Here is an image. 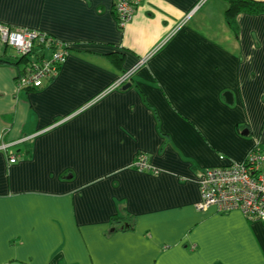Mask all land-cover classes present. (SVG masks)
I'll use <instances>...</instances> for the list:
<instances>
[{
  "label": "crops",
  "instance_id": "0c3cea01",
  "mask_svg": "<svg viewBox=\"0 0 264 264\" xmlns=\"http://www.w3.org/2000/svg\"><path fill=\"white\" fill-rule=\"evenodd\" d=\"M115 1L0 0L69 51L25 90L0 40V264H264V221L195 208L202 170L264 154V14L236 33L226 0H144L122 29Z\"/></svg>",
  "mask_w": 264,
  "mask_h": 264
},
{
  "label": "built area",
  "instance_id": "2783aa9c",
  "mask_svg": "<svg viewBox=\"0 0 264 264\" xmlns=\"http://www.w3.org/2000/svg\"><path fill=\"white\" fill-rule=\"evenodd\" d=\"M144 0H116L114 12L119 26L124 29L135 16ZM0 40L12 48L18 56H27L34 51L38 58L20 72L17 78L19 89L36 90L54 80L69 55L66 44L53 36L29 29H13L0 24ZM129 78L124 75L114 86L122 87ZM6 151V147L1 148ZM17 157L10 155L9 162ZM133 168L139 172L160 174L146 155L139 154ZM264 154L260 149L251 151L243 162H230L225 166L206 168L199 175L200 201L195 205L198 212L215 208L221 214L241 212L251 221H264Z\"/></svg>",
  "mask_w": 264,
  "mask_h": 264
},
{
  "label": "trees",
  "instance_id": "16d2710c",
  "mask_svg": "<svg viewBox=\"0 0 264 264\" xmlns=\"http://www.w3.org/2000/svg\"><path fill=\"white\" fill-rule=\"evenodd\" d=\"M229 3V9L226 12V21L230 28L237 33L238 30V23L237 17L240 14H247V15H261L264 14V2H257L254 0H226ZM38 58V52L34 51L32 54L27 56H18L16 58V62L14 65L23 66L21 72L24 71V67L28 66V64L32 63L34 59ZM125 74V73H124ZM134 218L129 215H122L115 217L112 220L111 229L114 231L125 232L132 229V221Z\"/></svg>",
  "mask_w": 264,
  "mask_h": 264
},
{
  "label": "water",
  "instance_id": "95a60500",
  "mask_svg": "<svg viewBox=\"0 0 264 264\" xmlns=\"http://www.w3.org/2000/svg\"><path fill=\"white\" fill-rule=\"evenodd\" d=\"M129 87H130V84H127V85H125V86L123 87V89H127V88H129ZM226 98H227V102H228L229 104H232V103H233V99H232L231 94H226Z\"/></svg>",
  "mask_w": 264,
  "mask_h": 264
},
{
  "label": "rangeland",
  "instance_id": "374dc122",
  "mask_svg": "<svg viewBox=\"0 0 264 264\" xmlns=\"http://www.w3.org/2000/svg\"><path fill=\"white\" fill-rule=\"evenodd\" d=\"M0 24H2V23H0ZM2 25H6V24H2ZM9 53H10V54H13V56H15L13 49L10 48V47H9Z\"/></svg>",
  "mask_w": 264,
  "mask_h": 264
}]
</instances>
